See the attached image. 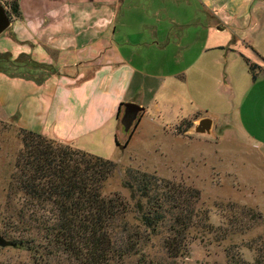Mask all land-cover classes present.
<instances>
[{
    "label": "crops",
    "instance_id": "1",
    "mask_svg": "<svg viewBox=\"0 0 264 264\" xmlns=\"http://www.w3.org/2000/svg\"><path fill=\"white\" fill-rule=\"evenodd\" d=\"M16 1L0 35L4 122L88 151L85 138L120 134L104 130L125 103L147 115L176 87L191 106L224 91L229 115L264 123V0ZM248 138L264 161V129Z\"/></svg>",
    "mask_w": 264,
    "mask_h": 264
},
{
    "label": "rangeland",
    "instance_id": "2",
    "mask_svg": "<svg viewBox=\"0 0 264 264\" xmlns=\"http://www.w3.org/2000/svg\"><path fill=\"white\" fill-rule=\"evenodd\" d=\"M8 2L0 0L3 6ZM238 77H243L239 70ZM219 80L224 83V71ZM171 92L167 91L170 94L166 101L152 105L147 115L137 114L138 118L128 125L122 123L121 110L119 125L115 118L104 130L111 133L113 128L117 132L118 127L122 131L119 135L105 134L102 144L95 137L81 141L89 151L86 152L117 165L104 184L103 196L117 194L132 205L130 192L123 187L128 170L195 189L200 194L198 207L208 212L212 226L224 232L215 231L214 235L203 237L192 232L187 252L177 263L264 264V161L248 138L249 134L263 135V121L259 118L255 123H247L245 117L229 115L231 107L226 104L224 91L223 99L214 104L208 94L205 98L201 96L200 106H191L181 95ZM200 116L214 121L213 137L189 134L191 128L186 126L197 122ZM229 120L232 122L228 123ZM123 131L127 133L125 138ZM21 149L19 128L12 121L0 120V236L7 241L39 237L26 230L28 219L18 220L24 200L11 195L9 190ZM130 222L135 224L132 216ZM222 233L226 236L222 237ZM160 239L157 236L145 245L147 259L162 260ZM137 259L132 257L127 264H136ZM0 264H31V254L8 245L0 246Z\"/></svg>",
    "mask_w": 264,
    "mask_h": 264
},
{
    "label": "trees",
    "instance_id": "3",
    "mask_svg": "<svg viewBox=\"0 0 264 264\" xmlns=\"http://www.w3.org/2000/svg\"><path fill=\"white\" fill-rule=\"evenodd\" d=\"M4 6L9 18L19 16L16 0ZM245 62L255 79V66ZM19 131L22 149L9 190L24 200L18 220L28 219L26 230L39 237L7 241L0 236V246L28 251L31 264H127L132 257L138 258L136 264H178L192 232L199 237L224 232L198 207L195 189L128 170L123 187L132 205L117 194L104 197V184L117 169L114 162ZM157 236L164 253L161 261L147 259L143 251Z\"/></svg>",
    "mask_w": 264,
    "mask_h": 264
},
{
    "label": "water",
    "instance_id": "4",
    "mask_svg": "<svg viewBox=\"0 0 264 264\" xmlns=\"http://www.w3.org/2000/svg\"><path fill=\"white\" fill-rule=\"evenodd\" d=\"M10 25V18L7 15L5 7L0 3V35L3 34ZM125 108V115H131L134 114V117L137 116L143 109L133 103H126L124 105ZM191 130L189 131V134L199 136V137H213V120L209 117H202L197 120L192 126L190 127ZM121 149H124L121 147Z\"/></svg>",
    "mask_w": 264,
    "mask_h": 264
},
{
    "label": "flooded vegetation",
    "instance_id": "5",
    "mask_svg": "<svg viewBox=\"0 0 264 264\" xmlns=\"http://www.w3.org/2000/svg\"><path fill=\"white\" fill-rule=\"evenodd\" d=\"M124 115H125V111H124L123 118H122V123L124 125H128L129 123H131L136 118V117H134V114L127 115V116H124Z\"/></svg>",
    "mask_w": 264,
    "mask_h": 264
}]
</instances>
